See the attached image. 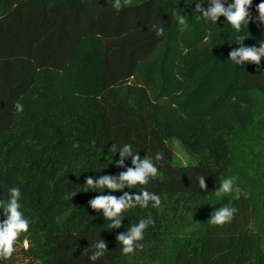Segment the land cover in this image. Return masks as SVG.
I'll use <instances>...</instances> for the list:
<instances>
[{"label": "trees", "instance_id": "obj_1", "mask_svg": "<svg viewBox=\"0 0 264 264\" xmlns=\"http://www.w3.org/2000/svg\"><path fill=\"white\" fill-rule=\"evenodd\" d=\"M259 2L237 33L223 16L196 19L207 0H121L120 11L113 0H0V198L20 187L30 220L0 264H264V69L229 59L238 36L243 46L264 41ZM175 140L197 165H174ZM125 144L151 156L158 175L123 191H85L89 177L134 167L131 157L117 166ZM228 177L233 191L217 197ZM142 190L161 205L126 210L118 228L90 207ZM225 205L236 209L232 220L210 223ZM149 219L143 247L123 255L117 236ZM101 240L106 252L93 262Z\"/></svg>", "mask_w": 264, "mask_h": 264}, {"label": "clouds", "instance_id": "obj_2", "mask_svg": "<svg viewBox=\"0 0 264 264\" xmlns=\"http://www.w3.org/2000/svg\"><path fill=\"white\" fill-rule=\"evenodd\" d=\"M207 2L209 4L207 9H205L201 3L196 4V12L202 13V16L196 17L198 21H208L215 25L219 18L223 16L237 33H240L242 30L246 31L249 24L254 22L251 13L254 0H207ZM112 7L116 11H120L121 0H113ZM255 12L258 13V16L255 17V21L264 24V0H260V2L256 4ZM172 16L179 25L181 31L189 28L188 18L182 15L179 10H173ZM151 28L158 36H164L165 29L162 24H153ZM244 38L243 35L237 37V42L240 43L241 46L230 52V61L238 66L255 64L258 68L264 69V65H261V61L264 59V41L260 42L259 47L243 46L242 41ZM188 51V49H184L185 54H187ZM15 108L19 112L24 110L23 105L19 102L15 104ZM116 150L114 146V154ZM119 154L121 159L117 162L118 167L124 166L126 157L132 158L134 167L127 168V171L122 172L118 178L102 176L94 181L89 177L86 180L85 191L98 190L103 192L105 188L112 191H123L125 187L132 188L136 185H147L150 178H154L158 175L159 170L153 163L151 156H146L141 159L138 153H134L132 145L125 144L119 149ZM163 158L162 153H158L155 157L156 161H160ZM221 183L222 188L215 192L217 197L233 191L234 178H225ZM199 186L202 189H206L207 187L206 180L203 176L199 177ZM21 200L22 192L21 188L18 186H13L8 189L6 199L0 198V213H2L0 214V258L8 259L12 257L18 238L21 234L29 232L30 220L23 211ZM149 202H154L152 204L153 207H159L161 205V197L147 190H142L141 195L133 196L129 193H124V195L119 198L114 195H101L92 199L89 203L92 209L103 210L105 218L111 221L109 228H118L122 224V213L128 209L135 208L137 205L142 208H147ZM235 212L236 209L234 207L225 205L221 207L220 210L213 213L208 221L214 225H223L232 220ZM150 223H152L151 219L147 221L141 220L138 224H133L127 234H119L117 236V240L124 245L121 250L123 255L127 256L129 254H134L138 249L143 247L142 244L137 242L143 240L145 230ZM22 243L26 250L30 247L27 238H25ZM93 246L97 251L90 259L95 262L105 254L107 244L105 241L101 240L99 243H94Z\"/></svg>", "mask_w": 264, "mask_h": 264}, {"label": "rangeland", "instance_id": "obj_3", "mask_svg": "<svg viewBox=\"0 0 264 264\" xmlns=\"http://www.w3.org/2000/svg\"><path fill=\"white\" fill-rule=\"evenodd\" d=\"M174 152L175 161L174 165L176 167L180 166H194L197 165L200 161V158L189 151L182 145V143L178 140H175L173 143L169 145Z\"/></svg>", "mask_w": 264, "mask_h": 264}]
</instances>
